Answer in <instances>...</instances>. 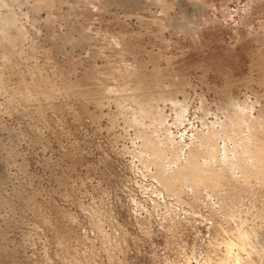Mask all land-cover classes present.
<instances>
[{
    "label": "rangeland",
    "instance_id": "374dc122",
    "mask_svg": "<svg viewBox=\"0 0 264 264\" xmlns=\"http://www.w3.org/2000/svg\"><path fill=\"white\" fill-rule=\"evenodd\" d=\"M12 1L0 264H221L264 232V0Z\"/></svg>",
    "mask_w": 264,
    "mask_h": 264
},
{
    "label": "bare ground",
    "instance_id": "6f19581e",
    "mask_svg": "<svg viewBox=\"0 0 264 264\" xmlns=\"http://www.w3.org/2000/svg\"><path fill=\"white\" fill-rule=\"evenodd\" d=\"M17 4V2H14L12 0H0V11L1 10H6V15L4 16V18L2 19V30L0 32V39L2 40H7L8 38L11 39V36L9 35L8 29L10 27H14L16 26V22L18 21L16 19V16L14 14V10H13V6H15ZM9 11V12H7ZM3 17V16H2ZM19 24V23H18ZM19 27V26H17ZM21 29V28H19ZM18 31V30H17ZM20 31V30H19ZM18 34V33H17ZM16 37V35H15ZM18 37V36H17ZM22 38V37H21ZM4 49V48H3ZM6 51V50H5ZM7 52V51H6ZM46 84V83H45ZM24 86V85H23ZM26 86V85H25ZM27 87V86H26ZM25 88V87H22ZM23 91V90H22ZM24 92V91H23ZM20 94V93H19ZM22 97V96H20ZM26 97V96H25ZM50 97V96H49ZM24 98V97H22ZM26 100V98H24ZM29 99V97H28ZM27 101V100H26ZM30 101V100H28ZM238 110V111H237ZM237 113L239 112V109H237ZM236 114V112H235ZM237 116V115H235ZM234 118V117H233ZM240 118V117H239ZM238 118V119H239ZM232 119V118H231ZM237 119V118H236ZM230 121V120H228ZM237 121V120H235ZM241 121V118H240ZM240 121L238 120V122L240 123ZM231 122V121H230ZM242 122V121H241ZM229 124V123H228ZM233 127V130H237V129H241L240 128V124L238 125L237 123H232L230 124ZM230 128V127H229ZM232 129V128H231ZM226 133V132H225ZM226 136L228 135L227 133L225 134ZM228 137V136H227ZM243 139V138H242ZM249 141V139H248ZM247 141V142H248ZM246 142V141H245ZM243 143V142H242ZM246 145H244L243 148V155L241 156L242 158H249V160L251 159L254 165H259L260 162L262 161V164H264L263 160H264V155L263 153H261V150H253L251 149L252 146L247 145V143H245ZM240 145V144H239ZM238 147V146H237ZM240 147V146H239ZM255 148V147H254ZM160 149V148H159ZM242 150V148H241ZM157 151V150H156ZM162 151V149H161ZM213 151V150H212ZM210 152L212 157H216L214 152ZM263 151V150H262ZM158 153L159 156H161L160 151L155 152ZM216 153V152H215ZM157 154V155H158ZM156 155V156H157ZM192 157H194V155H192ZM240 157V158H241ZM161 158V157H160ZM162 159V158H161ZM166 160V159H164ZM156 161V160H154ZM159 161V160H158ZM161 161V160H160ZM212 161V160H211ZM215 161V160H214ZM219 161V160H218ZM238 161V160H237ZM150 162V161H149ZM193 162V161H192ZM217 162V160H216ZM239 162V161H238ZM154 163V162H153ZM165 163V162H162ZM233 163V162H232ZM240 163V162H239ZM149 164V163H148ZM228 164V163H227ZM197 165V164H195ZM194 165V166H195ZM160 166V165H159ZM157 166V167H159ZM240 166V165H239ZM162 167V166H161ZM160 167V168H161ZM242 167V166H241ZM166 168V166H165ZM167 170V169H166ZM251 170V168H250ZM248 170V171H250ZM160 171H162L160 169ZM175 171V170H174ZM195 171V170H194ZM159 172V171H158ZM167 172V171H166ZM170 172V171H169ZM247 172V171H245ZM257 173V172H256ZM258 173H260V177L263 178L264 180V169H262L261 171H258ZM164 174V173H163ZM161 174V175H163ZM193 174H196V178H199V175L197 174V171H195V173H191V176ZM214 174V173H213ZM249 174V172H248ZM167 175V174H166ZM171 175V174H170ZM234 175V174H233ZM173 176V178H172ZM171 179H169V174L167 175V177L169 178H162L164 181V185L168 188V189H172L173 188V184H172V180L174 179H181L182 181L186 182L187 184L190 183V180L188 181L187 179V174H185L182 170L179 172H176L174 175V172L172 173ZM201 176V175H200ZM217 176V175H216ZM159 177V176H158ZM200 180V178H199ZM161 181V179H160ZM203 181V179H202ZM236 181V180H235ZM242 181V180H241ZM162 182V181H161ZM181 182V181H180ZM194 183V182H193ZM163 184V183H161ZM181 184V183H180ZM191 184V183H190ZM195 184V183H194ZM196 187V186H195ZM165 188V187H164ZM251 188V187H250ZM167 190V189H165ZM168 191V190H167ZM174 191V190H172ZM252 228V227H251ZM245 230V229H244ZM237 233V232H236ZM237 236L239 237L238 240L239 242V246L237 245H233V244H227L224 247V252L225 255L223 257V262L221 264H264V232H238ZM221 249V248H220ZM222 250V249H221ZM223 251V250H222ZM218 252V251H217ZM221 260V261H222ZM220 263V262H219ZM207 264V262H206ZM212 264V263H211Z\"/></svg>",
    "mask_w": 264,
    "mask_h": 264
}]
</instances>
